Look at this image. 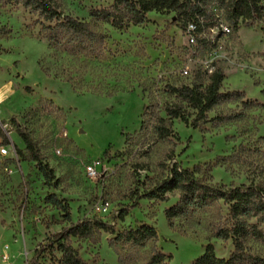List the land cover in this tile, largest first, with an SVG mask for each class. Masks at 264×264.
<instances>
[{
  "label": "rangeland",
  "instance_id": "374dc122",
  "mask_svg": "<svg viewBox=\"0 0 264 264\" xmlns=\"http://www.w3.org/2000/svg\"><path fill=\"white\" fill-rule=\"evenodd\" d=\"M46 1L59 13L53 21L0 0V150L16 152L0 153V264H60L53 237L84 221L96 226L95 240L71 242L88 264H193L208 245L227 259L233 239L217 231L234 221L223 200L168 219L180 194L146 196L174 167L198 166L193 177L208 186H264V25L235 28L214 8L218 24L191 42L175 12H150L144 23L119 29L92 17L113 10V0ZM65 18L86 23L87 31L66 29ZM217 69L224 73L220 92L244 98L218 104L199 128L172 120L166 140L148 128L152 114L167 118L166 105L180 103L172 88L205 86ZM18 130L33 141L47 175ZM88 166L97 176L86 174ZM50 196L68 206L69 217ZM102 203L106 212L97 208ZM244 220L264 232L258 218ZM142 225L157 238L129 240ZM242 243L264 257L262 241L248 236ZM157 251L164 260L153 261Z\"/></svg>",
  "mask_w": 264,
  "mask_h": 264
},
{
  "label": "trees",
  "instance_id": "16d2710c",
  "mask_svg": "<svg viewBox=\"0 0 264 264\" xmlns=\"http://www.w3.org/2000/svg\"><path fill=\"white\" fill-rule=\"evenodd\" d=\"M14 1L39 13L45 20L53 21L59 17L57 10L46 0ZM120 8L128 14L127 19L114 11H119ZM214 8L220 10L223 20L235 28L239 24L264 25V0H113V10L96 11L92 13V17L95 20L112 23L116 28L122 29L131 23L134 25L144 23L146 15L150 12H175L184 22L185 29L189 23L194 22L200 32L204 26L213 27L218 24ZM62 26L74 33H84L88 29L86 23L72 18H65ZM55 41L52 37L51 42ZM223 79L224 73L217 69L209 75V81L205 86L195 84L172 88L171 93L176 95L180 103L166 105L167 118L152 114L147 120L148 128H151L161 140H166L173 134L172 120L180 119L192 128H199L208 122L207 113L215 106L222 102L245 97V93L241 91L221 93ZM148 109V107L145 109L144 117L148 115ZM188 109L194 110L195 113H191ZM192 114L195 116L190 120ZM145 126L146 120L143 119L141 131L145 129ZM18 134L32 160L37 162L42 172L47 175L45 166L42 165V157L31 138L22 130H18ZM5 144H9L7 138H5ZM196 170L198 166L193 171L174 167L170 177L146 196L149 199L166 201L167 193L178 192L180 194L179 201L166 211L168 219L184 215L191 209L200 208L213 201L223 200L229 205V215L234 223L229 227L219 228L217 236L223 240L233 239V252L227 259L219 258L215 255L213 246L208 245L204 253L193 264H264V257L250 254L242 243V239L248 236L264 243V232L255 225H248L244 220L258 218L264 223V186L231 185L229 188L208 186L194 179L193 174ZM48 201L64 211L66 217H69L68 206L63 201L56 196H50ZM95 234L96 226L87 221L72 223L68 228L56 234L53 238L62 255L60 264H88L73 247L71 239L81 238L94 241ZM147 238H157L155 229L147 225H142L128 234V239L135 243ZM164 259L165 255L159 251L153 256L154 262Z\"/></svg>",
  "mask_w": 264,
  "mask_h": 264
},
{
  "label": "built area",
  "instance_id": "2783aa9c",
  "mask_svg": "<svg viewBox=\"0 0 264 264\" xmlns=\"http://www.w3.org/2000/svg\"><path fill=\"white\" fill-rule=\"evenodd\" d=\"M225 31L229 32V28H224ZM188 31H189V34H190V40L191 42H195V37L194 35L198 32V29H197V25L194 23V22H191L188 24ZM213 73V72H212ZM184 74H187V71H184ZM0 153L1 155L3 156H7L9 154H15L16 152L14 151L13 149V153H11L7 148L3 146H1V150H0ZM86 174L89 176V177H95L97 176V171L95 170V168L93 166H88L86 168ZM108 204L107 203H102L101 205H99L97 208L99 211L103 210L104 212H106L108 209Z\"/></svg>",
  "mask_w": 264,
  "mask_h": 264
}]
</instances>
